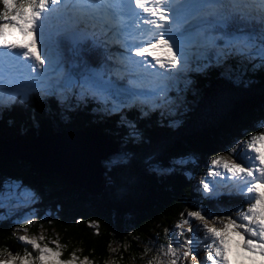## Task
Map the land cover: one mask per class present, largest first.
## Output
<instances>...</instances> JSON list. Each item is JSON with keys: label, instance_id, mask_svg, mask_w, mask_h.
I'll list each match as a JSON object with an SVG mask.
<instances>
[{"label": "trees", "instance_id": "obj_1", "mask_svg": "<svg viewBox=\"0 0 264 264\" xmlns=\"http://www.w3.org/2000/svg\"><path fill=\"white\" fill-rule=\"evenodd\" d=\"M232 15L240 23L230 21L229 26L260 27V21L249 15ZM82 46L99 70L109 67L106 76L120 85L118 77L125 73L117 71L121 66L107 55L117 54L113 46L97 47L92 38ZM240 64V57L233 56L221 65L213 60L201 71L190 65L188 79H184L189 83L180 84L184 90L179 96L185 98L182 111L173 109L176 101L165 102L166 109L150 110L146 101L135 100L109 112L111 99L105 101L86 90L78 94L79 99L67 94L61 99L46 92L29 94L26 100L23 96L5 98L0 103V185L6 179L16 180L34 192L36 199L17 215L34 211L31 227L14 223L16 217L0 221V252L23 255L26 247L32 251L13 234L17 228H28V235L43 233L46 243L58 239L66 245L61 259H69L75 251L93 264H144L151 260L147 252L152 241L167 248L168 238L180 231L175 226L182 213L186 217L198 209L206 213L234 210L243 198L223 195L209 200L194 188L208 159L228 152L234 140L244 141L258 133L264 122V66L259 60L244 61L243 69ZM226 69L232 70L230 76ZM74 130L106 135L123 155L121 162L104 166L106 186L100 196L92 197L58 175L41 174L26 163L2 157L17 142ZM180 160L184 163L178 164ZM158 168L160 172L155 171ZM216 190L229 192L222 185ZM90 222L95 226L90 227ZM190 235L184 231V236L175 239L183 242Z\"/></svg>", "mask_w": 264, "mask_h": 264}, {"label": "snow or ice", "instance_id": "obj_2", "mask_svg": "<svg viewBox=\"0 0 264 264\" xmlns=\"http://www.w3.org/2000/svg\"><path fill=\"white\" fill-rule=\"evenodd\" d=\"M0 3L3 5L0 103L16 96L26 100L30 92L44 90L52 94L78 86L72 74L65 71L66 60L60 50L64 41L70 43L73 55L81 53L82 42L88 38L97 47L107 49L113 43L123 49L119 54L107 55L121 66L117 71L127 75L126 85L105 79L110 70L107 65L99 71L85 66L83 80L79 82L82 90H89L105 101L111 99L112 107L106 109L109 112L119 111L135 100L166 98L170 88L180 82V73L194 60L201 62L196 71L211 66L213 60L221 65L233 56L240 57L241 69L244 61L259 60L264 66V0H0ZM252 4L262 13L259 28L240 29V34L222 31L230 21L234 25L240 23L232 12L247 16L245 9ZM56 36H62L63 40L54 39ZM231 72L225 70L229 76ZM184 83L187 86L189 82ZM211 164L209 174L219 179L202 182L205 198L218 200L223 195H239L243 199L234 210L224 213H206L203 209L189 211L187 217L182 213L175 226L181 231L168 238L166 250L161 245V255L172 256L170 264H177L181 259L177 255L179 247H183L184 261L191 256L193 264H232L229 252L234 245L237 264L245 261L264 264V132L236 142L227 154L216 155ZM221 182L229 192L216 190ZM35 199L36 194L20 182L4 180L0 185V209L7 212H0V221L14 215L13 209H22ZM13 222L31 227L35 212H24ZM217 223L222 227L215 226ZM185 225L191 235L183 244L176 241L174 246L175 236H184ZM89 226H95V222ZM17 231L25 234L16 239L32 251L26 247L23 255L0 252V264H93L88 257L80 259L75 251L69 254V259H61L66 245H61L58 239L45 243L42 234L30 236L28 228H17L13 234ZM168 231L165 229L166 234ZM202 241L206 242L203 260L199 258ZM147 264L163 261L153 258Z\"/></svg>", "mask_w": 264, "mask_h": 264}, {"label": "water", "instance_id": "obj_3", "mask_svg": "<svg viewBox=\"0 0 264 264\" xmlns=\"http://www.w3.org/2000/svg\"><path fill=\"white\" fill-rule=\"evenodd\" d=\"M222 31L240 34V29L229 25ZM66 43L63 42L60 49L66 60L65 71L70 72L76 81L83 80L85 66L99 71L92 55L83 46L79 55H73L70 43ZM109 78L105 76V79ZM117 154V144L106 135L74 130L17 142L6 149L2 157L26 163L41 174L58 175L66 184L97 197L106 186L102 162Z\"/></svg>", "mask_w": 264, "mask_h": 264}, {"label": "rangeland", "instance_id": "obj_4", "mask_svg": "<svg viewBox=\"0 0 264 264\" xmlns=\"http://www.w3.org/2000/svg\"><path fill=\"white\" fill-rule=\"evenodd\" d=\"M252 6V8L254 7L255 8V10L256 11H260L257 7H256V5H251ZM248 11V13H251L252 14V17L256 20V21H260V19H258L256 16H255V14H257V16L258 17H260L261 18V15H259L258 13H255V12H252L250 9H247ZM243 14V13H242ZM57 37L58 36H56V37H54V39H57ZM218 42H221L222 43V41H217V43ZM121 51H123V49H121L120 48V46L117 44V54H119V52H121ZM214 51V50H213ZM138 59V58H137ZM199 63H201L200 61H193V62H190V64H189V67H188V69L187 70H185V71H183V72H181L180 73V82L175 86V87H172V88H170V90L168 91V93H167V97L166 98H164V97H161V98H159V99H157V100H155V101H146L147 102V104H148V108L151 110V109H155V110H158V109H166V107H167V104L165 103V102H168V103H170L171 101H176L174 104H173V109L175 110L176 108L179 110V111H182L183 109H185V98L184 97H182L181 95L179 96V94L181 93V92H183V90H184V88L181 86V85H185V81H188V80H184V79H188V75H189V73H190V70H191V66L190 65H192V64H194V66H198V64ZM241 65V64H240ZM254 64H251V67L253 66ZM67 72V71H66ZM74 80H75V78H73ZM118 79H119V81H120V85H126L127 84V75L126 74H123V77H118ZM82 81V79L81 80H79V81H77L78 82V86H76V87H72V88H67V89H59V90H57L56 92H54V93H52L53 94V96H56V97H62V95H64V94H67V95H72V96H74V97H77V99H79V97L78 96H81V95H78L79 93H81L82 91H84V90H82L81 89V87L79 86V82H81ZM114 82H116L117 83V81L116 80H114ZM119 83V82H118ZM117 83V84H118ZM181 84V85H180ZM86 91H89V90H86ZM38 92H42V93H45V91L44 90H40V91H36V92H30V93H28V95L29 94H36V93H38ZM74 92H76V94H73ZM59 94V95H58ZM178 97H180V99L178 100ZM62 99V98H61ZM178 100V101H177ZM150 104V105H149ZM153 104H156L157 106L156 107H153ZM146 105V104H145ZM147 106V105H146ZM177 112V111H176ZM261 125H264V122L261 124ZM260 130H259V132H264V127H261L260 126V128H259ZM263 129V130H262ZM258 132V133H259ZM242 142V140L240 141V140H238V139H236V140H234L233 142V144H232V146L236 143V142ZM231 146V147H232ZM223 154H227V152L226 153H223ZM122 158H123V155H120V154H117V155H112L110 158H108L107 160H104L103 162H102V164H103V166H112V165H115V164H117V163H119V162H121L122 161ZM229 159H231L232 157L231 156H229L228 157ZM213 160V159H212ZM212 160H210V159H208V161H207V163L205 164V165H203V172H204V175L203 176H198V177H196V179H195V182H196V186H195V190H199V192L200 193H203V191H202V182H204V181H216V180H218L219 178L218 177H213L212 175H210L209 173H210V171L212 170V164H211V161ZM179 164V163H178ZM218 170H220V171H222V169H218ZM155 171H157V172H160V169L158 168V169H155ZM219 185H222L223 186V182H221L220 184H217L216 186H219ZM226 188V190L227 191H229V188L228 187H225ZM233 191H235V189H232ZM237 196H239V195H237ZM239 197H241V196H239ZM241 198H243V197H241ZM29 206H31V204H29V205H27V206H25L24 208H27V207H29ZM24 208H22V209H24ZM20 210L21 209H13L12 210V212L14 213V215H12V216H10L11 218H14V217H16L17 218V215L20 213ZM0 212H7V209H0ZM187 217V216H186ZM234 218H235V216H233ZM193 223L195 224L196 222H194L193 221ZM215 226H217V227H222V225H220L219 223H217ZM187 225H185L184 226V229H183V231H186L187 230ZM181 231V230H180ZM178 232V231H177ZM187 232V231H186ZM17 236L18 235H23V234H25L24 232H22V231H18L17 233ZM44 235L43 233H39V234H37V235H35V236H39V235ZM201 236L203 235V233H201L200 234ZM30 236H32V235H30ZM44 237H46L45 235H44ZM184 240V239H183ZM176 241H179V240H177V239H175L174 241H173V243H174V246H176L175 245V242ZM45 243H46V241H44ZM179 243L180 244H183V242H181V241H179ZM204 243H206V242H200V247H199V258L200 259H206V257H205V255H204V252L206 251V249H204ZM165 250H166V248H165ZM185 249L183 248V247H179V250H178V253H177V255L179 256V257H181V259H178V261H177V264H193V262H192V258H191V256L186 260V261H184L183 259H182V257H183V251H184ZM151 254V260L153 259V258H156L157 260H161V261H163V264H170V260L171 259H173V257L172 256H163V255H161V248H160V244L159 243H157V242H151V247H150V249H148V252H147V254ZM229 259H230V261L232 262V264H237V260H236V249H235V247H234V245L230 248V252H229ZM149 260H145L144 261V264H147V262H148ZM245 264H248V262L247 261H245Z\"/></svg>", "mask_w": 264, "mask_h": 264}, {"label": "bare ground", "instance_id": "obj_5", "mask_svg": "<svg viewBox=\"0 0 264 264\" xmlns=\"http://www.w3.org/2000/svg\"><path fill=\"white\" fill-rule=\"evenodd\" d=\"M249 9H250L252 12L258 13L259 15L262 14L261 11H256L254 7L252 8V6H250ZM255 16H256L258 19H260V17H258L257 14H255ZM90 31H92V29H90ZM58 37L60 38V40H62V36H58ZM101 38H102V37H100V39H101ZM110 44H112V43H110ZM127 83H128V80H127Z\"/></svg>", "mask_w": 264, "mask_h": 264}]
</instances>
